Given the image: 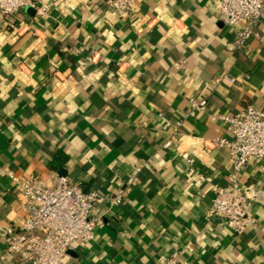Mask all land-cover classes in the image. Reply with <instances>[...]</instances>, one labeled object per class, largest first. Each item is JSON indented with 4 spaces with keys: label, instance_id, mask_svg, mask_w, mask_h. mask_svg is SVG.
I'll return each mask as SVG.
<instances>
[{
    "label": "crops",
    "instance_id": "obj_1",
    "mask_svg": "<svg viewBox=\"0 0 264 264\" xmlns=\"http://www.w3.org/2000/svg\"><path fill=\"white\" fill-rule=\"evenodd\" d=\"M42 3L47 15L24 9L0 19V256L23 217L7 173L68 177L108 196L137 166L124 203L95 207L93 241L73 245L64 264H160L175 250L188 264H264V159L239 177L258 195L254 229L234 238L205 216L211 184L226 186L231 172L210 144L226 126L209 117L264 110V18L236 51L216 0H138L129 20L100 0ZM190 98L207 106L185 119ZM158 114L185 120L177 150L162 149Z\"/></svg>",
    "mask_w": 264,
    "mask_h": 264
},
{
    "label": "built area",
    "instance_id": "obj_2",
    "mask_svg": "<svg viewBox=\"0 0 264 264\" xmlns=\"http://www.w3.org/2000/svg\"><path fill=\"white\" fill-rule=\"evenodd\" d=\"M43 0H0V19L16 15L24 9H32L37 15H47ZM101 6L116 13L121 20H129L135 13L138 0H100ZM219 20L226 28L235 31L234 49L247 47L254 36L258 23L264 18V0H216ZM233 84L229 77L218 79ZM185 119L194 118L206 110L204 99H188ZM162 132L166 139L163 150L176 149L184 125L183 119L165 121ZM211 121L225 124L227 135L214 139L210 144L225 151L231 172L227 185L211 184L212 199L205 216L219 222V227L229 231L234 238L257 226L253 213L258 202L257 194L246 188L239 180L240 174L250 161L264 159V110L247 105L235 114H217ZM198 183L207 182V177L194 167L193 160L178 153ZM141 167H134L116 192L101 196L96 192L83 191L68 177L50 176L42 180L35 175L16 177L7 173L15 191L21 196L23 217L16 229H10L3 237V253L0 263L6 264H64L67 252L75 244L90 243L99 219L95 207L107 203L109 208L120 207L129 188L139 182ZM160 264H188L180 258V251L167 255Z\"/></svg>",
    "mask_w": 264,
    "mask_h": 264
},
{
    "label": "water",
    "instance_id": "obj_3",
    "mask_svg": "<svg viewBox=\"0 0 264 264\" xmlns=\"http://www.w3.org/2000/svg\"><path fill=\"white\" fill-rule=\"evenodd\" d=\"M25 10H27V11H30V9H28V8H27V9H25ZM30 12H31V11H30ZM32 12H33V11H32Z\"/></svg>",
    "mask_w": 264,
    "mask_h": 264
}]
</instances>
